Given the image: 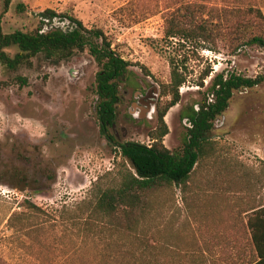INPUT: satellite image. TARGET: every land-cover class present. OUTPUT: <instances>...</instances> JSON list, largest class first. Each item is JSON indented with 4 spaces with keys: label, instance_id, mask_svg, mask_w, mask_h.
<instances>
[{
    "label": "rangeland",
    "instance_id": "374dc122",
    "mask_svg": "<svg viewBox=\"0 0 264 264\" xmlns=\"http://www.w3.org/2000/svg\"><path fill=\"white\" fill-rule=\"evenodd\" d=\"M232 1L12 0L4 10L0 0L3 33L69 29L64 18L40 17L53 9L87 29H100L115 52L134 65L121 82L112 141L100 133L94 92L99 68L87 48L61 61L38 55L17 71L0 65V264H128L129 238L88 231L74 211L98 178L115 172L121 161L115 145L151 144L158 88L170 80L169 59L181 61L187 73L179 103L165 116L163 144L175 154L189 127L184 113L211 98L215 74L253 78L264 73V52L255 46L229 56L163 39L172 11L183 12L187 4L207 10ZM245 1L264 15V0ZM7 53L12 57L17 49ZM208 69L209 77L197 86ZM209 138L210 155L185 185L152 196L138 229L150 243L189 259L198 255L208 264L223 253L229 229L239 228L248 215L244 212L264 205V83L234 92ZM21 175L29 185L24 191L13 188Z\"/></svg>",
    "mask_w": 264,
    "mask_h": 264
},
{
    "label": "trees",
    "instance_id": "16d2710c",
    "mask_svg": "<svg viewBox=\"0 0 264 264\" xmlns=\"http://www.w3.org/2000/svg\"><path fill=\"white\" fill-rule=\"evenodd\" d=\"M11 1L3 0L4 10L8 9ZM19 10L23 11L24 6L19 5ZM172 12L165 18L163 39L168 43L208 48L214 53L224 50L229 56L252 46L264 52V15L245 0H233L226 6H211L207 10L204 6L187 4L183 12ZM40 17L64 18L71 27L67 30L38 29L35 32L17 30L7 34L0 29V65L17 71L30 67L32 59L38 55L47 60L61 61L87 48L99 68L94 92L100 133L112 141L109 130L116 119L121 82L128 74H133L131 68L134 65L115 52L112 41L100 29H87L76 18L58 14L53 9H45ZM10 48L17 49L12 57L7 53ZM169 63L170 80L158 88L157 122L149 135L151 144L126 142L115 145L121 159L115 172L108 173L111 175L108 178H98L74 211L76 219L82 217L88 231H109L110 236L116 235L122 240L129 238L130 247L126 248L128 264H208V260L198 255L189 259L157 242L150 243L138 234V229L152 196L170 187L185 185L194 167L213 151L209 134L216 119L228 108L233 93L264 83V73L253 78L231 71L215 74L208 90L211 98L204 99L198 110L191 107L184 113L189 127L179 153L175 154L163 144L168 133L165 116L179 103L180 88L187 82V73L181 61L171 58ZM210 73V69L205 71L197 86H203V80ZM16 180L14 189L24 191L29 186L25 175ZM29 207L36 208L30 204ZM244 214L248 215L239 228L234 225L229 229L223 253L209 264H264V205L252 207Z\"/></svg>",
    "mask_w": 264,
    "mask_h": 264
}]
</instances>
